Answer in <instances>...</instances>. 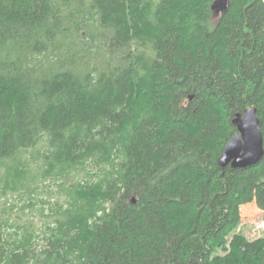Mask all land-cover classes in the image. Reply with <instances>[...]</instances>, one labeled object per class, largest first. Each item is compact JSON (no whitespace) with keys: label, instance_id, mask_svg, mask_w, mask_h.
<instances>
[{"label":"trees","instance_id":"obj_1","mask_svg":"<svg viewBox=\"0 0 264 264\" xmlns=\"http://www.w3.org/2000/svg\"><path fill=\"white\" fill-rule=\"evenodd\" d=\"M213 2L0 0V264H264V0Z\"/></svg>","mask_w":264,"mask_h":264},{"label":"water","instance_id":"obj_2","mask_svg":"<svg viewBox=\"0 0 264 264\" xmlns=\"http://www.w3.org/2000/svg\"><path fill=\"white\" fill-rule=\"evenodd\" d=\"M231 0H214L211 10L214 16H224ZM237 133L226 144L219 158L222 169H247L257 166L264 157V139L256 107L246 109L233 119ZM135 203V199H133Z\"/></svg>","mask_w":264,"mask_h":264},{"label":"rangeland","instance_id":"obj_3","mask_svg":"<svg viewBox=\"0 0 264 264\" xmlns=\"http://www.w3.org/2000/svg\"><path fill=\"white\" fill-rule=\"evenodd\" d=\"M219 18V16H213V24L217 23ZM249 68H252L250 63ZM46 187H48V185L41 187L39 191L34 194L35 197H38V200L35 201L36 207L41 205L40 202L42 201L53 202V194L49 191L51 188ZM14 204H18V200H14ZM36 221L38 222L39 219H36ZM235 234H240L251 241L264 238V211L260 210L255 204L242 207V220L239 227L235 230Z\"/></svg>","mask_w":264,"mask_h":264}]
</instances>
